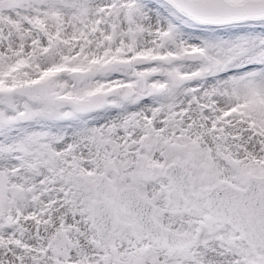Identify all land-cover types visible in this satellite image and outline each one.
<instances>
[{
	"label": "snow or ice",
	"instance_id": "snow-or-ice-1",
	"mask_svg": "<svg viewBox=\"0 0 264 264\" xmlns=\"http://www.w3.org/2000/svg\"><path fill=\"white\" fill-rule=\"evenodd\" d=\"M0 264H264V0H0Z\"/></svg>",
	"mask_w": 264,
	"mask_h": 264
}]
</instances>
